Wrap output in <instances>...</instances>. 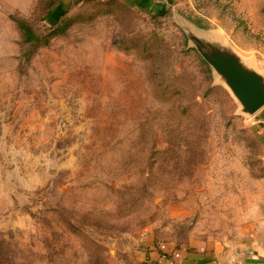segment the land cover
Returning <instances> with one entry per match:
<instances>
[{
  "label": "rangeland",
  "instance_id": "rangeland-1",
  "mask_svg": "<svg viewBox=\"0 0 264 264\" xmlns=\"http://www.w3.org/2000/svg\"><path fill=\"white\" fill-rule=\"evenodd\" d=\"M52 1L0 0V264H112L259 224L264 106L242 110L191 32L264 75V0L73 1L55 34Z\"/></svg>",
  "mask_w": 264,
  "mask_h": 264
},
{
  "label": "crops",
  "instance_id": "crops-1",
  "mask_svg": "<svg viewBox=\"0 0 264 264\" xmlns=\"http://www.w3.org/2000/svg\"><path fill=\"white\" fill-rule=\"evenodd\" d=\"M73 1L83 0H57L53 6H70ZM133 1L141 6L165 5L164 0ZM112 264H264V219L247 232L228 239L174 243L147 238Z\"/></svg>",
  "mask_w": 264,
  "mask_h": 264
},
{
  "label": "water",
  "instance_id": "water-1",
  "mask_svg": "<svg viewBox=\"0 0 264 264\" xmlns=\"http://www.w3.org/2000/svg\"><path fill=\"white\" fill-rule=\"evenodd\" d=\"M208 35L191 32V38L203 57L223 77L233 94L241 103L242 110L253 114L264 106V75L248 66L241 57L209 42ZM208 41V42H207Z\"/></svg>",
  "mask_w": 264,
  "mask_h": 264
},
{
  "label": "trees",
  "instance_id": "trees-1",
  "mask_svg": "<svg viewBox=\"0 0 264 264\" xmlns=\"http://www.w3.org/2000/svg\"><path fill=\"white\" fill-rule=\"evenodd\" d=\"M57 0H53L51 3V7L48 8L47 11L51 10V8L53 7V5L56 3ZM68 9V6L65 9H59V11H57V15L56 17L53 19V21L51 22V24L53 25H57L58 22L61 20L62 16H64V14L66 13ZM56 13V12H55ZM17 23L19 25V27L21 28L23 35H24V39L26 41H35L41 38V36L34 30V28L32 27V25L24 18H18L17 19ZM60 25H57L53 30L54 32L52 33H57L60 32ZM56 28H58L59 30H55Z\"/></svg>",
  "mask_w": 264,
  "mask_h": 264
}]
</instances>
